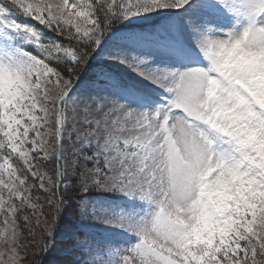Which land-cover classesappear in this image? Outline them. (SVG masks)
Returning <instances> with one entry per match:
<instances>
[{
    "label": "snow or ice",
    "instance_id": "1",
    "mask_svg": "<svg viewBox=\"0 0 264 264\" xmlns=\"http://www.w3.org/2000/svg\"><path fill=\"white\" fill-rule=\"evenodd\" d=\"M58 249L264 264V0H0V264Z\"/></svg>",
    "mask_w": 264,
    "mask_h": 264
},
{
    "label": "rangeland",
    "instance_id": "2",
    "mask_svg": "<svg viewBox=\"0 0 264 264\" xmlns=\"http://www.w3.org/2000/svg\"><path fill=\"white\" fill-rule=\"evenodd\" d=\"M63 256L64 252L58 249L52 254V256L47 257V264H58L59 259Z\"/></svg>",
    "mask_w": 264,
    "mask_h": 264
},
{
    "label": "trees",
    "instance_id": "3",
    "mask_svg": "<svg viewBox=\"0 0 264 264\" xmlns=\"http://www.w3.org/2000/svg\"><path fill=\"white\" fill-rule=\"evenodd\" d=\"M47 261H48V260H47V258H46L45 264H47Z\"/></svg>",
    "mask_w": 264,
    "mask_h": 264
}]
</instances>
